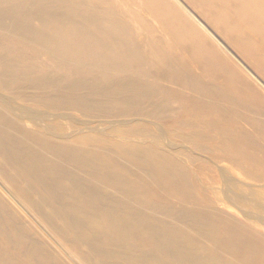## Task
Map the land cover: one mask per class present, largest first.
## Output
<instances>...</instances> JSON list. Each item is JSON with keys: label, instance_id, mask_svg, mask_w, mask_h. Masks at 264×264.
Instances as JSON below:
<instances>
[{"label": "bare ground", "instance_id": "1", "mask_svg": "<svg viewBox=\"0 0 264 264\" xmlns=\"http://www.w3.org/2000/svg\"><path fill=\"white\" fill-rule=\"evenodd\" d=\"M185 1L264 74V0ZM2 90L48 101L51 112L67 96L92 114L122 116L137 142L82 136L73 145ZM187 107L264 127V89L179 0H0V264H264L241 223L171 199L148 172L119 168L117 148L132 165L157 156L152 148L169 161L197 159L173 127Z\"/></svg>", "mask_w": 264, "mask_h": 264}, {"label": "rangeland", "instance_id": "2", "mask_svg": "<svg viewBox=\"0 0 264 264\" xmlns=\"http://www.w3.org/2000/svg\"><path fill=\"white\" fill-rule=\"evenodd\" d=\"M179 1L183 4L185 9L191 13L194 19L222 47V49L225 50L231 58L264 89V74H261L258 71V65L255 62L248 61L242 54L241 49L232 45L227 40V37L216 29L206 17V10L204 11L200 6L196 8L185 0ZM162 41L164 42L166 40L162 39ZM189 55L190 54L187 50L183 54V56ZM253 59L260 62L256 58ZM222 84L233 89V87L225 81H223ZM2 91L12 94L9 95L11 96L10 98L12 101L8 100L11 107L19 108L22 104V106L26 108L29 106L27 109L31 108L32 112L40 115V119L38 117L42 124L40 126L43 128L47 127L45 128V131H52L54 136H60L73 145H79V140L82 136L102 137L103 140L110 143L120 144L122 146L137 142L133 137L136 135V130L128 123H125L122 116L104 113L92 114L87 110L82 109L83 107H78L72 103L70 101L71 99L67 96H63L59 100L57 107H59L60 110H54V112H51L48 101H44L43 103L45 104H41L34 100H28L29 98L26 96V92H24L23 97L22 91H20L19 94H14L15 91ZM169 103L172 105L170 100ZM37 106L43 108L40 109L39 107L37 110ZM170 107L173 108L175 106L172 105ZM178 110L180 113H185L183 120L186 122L173 124V127L176 126L175 128H178L179 132L186 137L184 144L190 147L189 150L191 149L190 151L193 152L196 150L193 155L196 156L197 159L194 161H192V158L187 159L191 164L178 162L176 160L169 161L166 159L164 153L166 152L165 150L152 148L153 150L151 151L157 154V156L153 158L150 157L149 161L140 162L138 165H132V162L129 161L128 157L122 155L124 149L117 148L114 152L116 156L120 158L119 168L124 170L125 175H128L129 170L148 172L152 177L159 180L158 183H161L164 192L173 200L182 203H187L188 201L196 203L203 202L210 205L216 210V212H218L215 216L216 218L225 221L233 220L235 223H241L237 226L238 229L252 237L264 251V127L253 124L243 115L233 114L225 110H217L208 107H187ZM49 114H53L54 117H50V120L46 122L45 120L47 117L49 118ZM54 119L57 122L54 121ZM65 119H67V121ZM79 119L81 120V123ZM82 122H85V124H82ZM71 123L72 125H69ZM43 125L46 126L44 127ZM101 127L103 128L99 131ZM51 128L53 129L51 130ZM64 130L68 131H66V133L64 132L65 136L63 135ZM56 132L62 133H59L61 134L59 135L58 133L56 134ZM127 139H129V141H127ZM194 142L198 144V149L192 144ZM243 146L245 148H243ZM186 150L187 149L182 148V151L181 149H176L175 151L177 154L178 152H185ZM192 166L197 168L205 166L204 169H206L207 173H202V175L196 174L191 168ZM166 171L173 174V176H171L172 181ZM184 172L189 173L187 178L184 176ZM220 175H223V179L219 178ZM165 185L168 186L167 192L165 191ZM234 193L239 196L247 195L248 199L245 201H242L240 198L236 199L233 197ZM230 200L239 208L235 207Z\"/></svg>", "mask_w": 264, "mask_h": 264}]
</instances>
